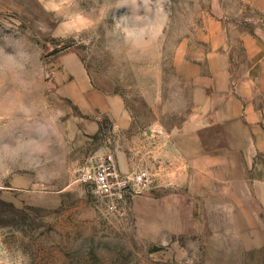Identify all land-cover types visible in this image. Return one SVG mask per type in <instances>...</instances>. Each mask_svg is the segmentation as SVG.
Listing matches in <instances>:
<instances>
[{"label": "rangeland", "instance_id": "1", "mask_svg": "<svg viewBox=\"0 0 264 264\" xmlns=\"http://www.w3.org/2000/svg\"><path fill=\"white\" fill-rule=\"evenodd\" d=\"M218 4L233 38L263 20L245 0H0V42L32 53L19 78L0 77V264H264L262 234L258 249L244 250L243 220L210 213L218 191L201 186L197 140L186 154L168 147L190 114L187 50ZM65 54L124 106L81 146L54 112ZM23 140L32 142L27 159ZM106 150L124 174L152 179L125 216L77 181L76 170ZM248 205L264 227L260 205Z\"/></svg>", "mask_w": 264, "mask_h": 264}, {"label": "crops", "instance_id": "2", "mask_svg": "<svg viewBox=\"0 0 264 264\" xmlns=\"http://www.w3.org/2000/svg\"><path fill=\"white\" fill-rule=\"evenodd\" d=\"M245 1L263 14L253 32L233 38L218 4L202 27L201 41L190 44L185 56L190 114L182 128L167 137L172 155L189 153L190 138L197 140L201 186L218 191L210 213L243 220L237 236L243 249L251 251L259 248V236L264 237L260 217L248 205L259 204L264 219V0ZM67 55L61 56L57 70L62 82L53 97L54 112L66 137L81 146L99 134L102 117L118 120L124 106L118 96L90 82L76 55ZM236 187L248 188L247 195ZM227 211L234 215L224 214Z\"/></svg>", "mask_w": 264, "mask_h": 264}, {"label": "built area", "instance_id": "3", "mask_svg": "<svg viewBox=\"0 0 264 264\" xmlns=\"http://www.w3.org/2000/svg\"><path fill=\"white\" fill-rule=\"evenodd\" d=\"M76 173L77 181L90 186L118 216H125L128 200L148 190L152 183L146 172H121L115 155L108 150L90 156Z\"/></svg>", "mask_w": 264, "mask_h": 264}, {"label": "clouds", "instance_id": "4", "mask_svg": "<svg viewBox=\"0 0 264 264\" xmlns=\"http://www.w3.org/2000/svg\"><path fill=\"white\" fill-rule=\"evenodd\" d=\"M138 19V16H134ZM125 19L121 17L116 22V27H121L119 21ZM32 53L28 50L26 45L19 40L14 43H9L5 45L4 42H0V77L5 79L19 78L21 72L26 67L27 61L31 58ZM17 111L27 114L31 111V108L24 103H19L16 108ZM25 148L21 153V156L25 159L28 158L30 152L31 141L23 140Z\"/></svg>", "mask_w": 264, "mask_h": 264}]
</instances>
